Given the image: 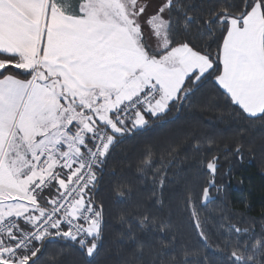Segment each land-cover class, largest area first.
I'll use <instances>...</instances> for the list:
<instances>
[{"label": "snow or ice", "instance_id": "obj_1", "mask_svg": "<svg viewBox=\"0 0 264 264\" xmlns=\"http://www.w3.org/2000/svg\"><path fill=\"white\" fill-rule=\"evenodd\" d=\"M198 98L264 128V0H0V264H59L58 244L82 264H187L156 247L167 232L172 248L197 237L214 264H264V210L210 208L232 171L212 137H191L170 192L178 228L153 211L177 183L176 145L137 162L150 203L116 217L131 185L103 194L116 149Z\"/></svg>", "mask_w": 264, "mask_h": 264}, {"label": "trees", "instance_id": "obj_2", "mask_svg": "<svg viewBox=\"0 0 264 264\" xmlns=\"http://www.w3.org/2000/svg\"><path fill=\"white\" fill-rule=\"evenodd\" d=\"M211 94H209L210 96ZM195 136L204 142L208 137L216 141L220 149L221 172H227L231 168V175L221 179L224 189L217 199L216 205L210 208H225L228 212L245 213L255 219H259L264 210V128L245 126L239 128L233 118L231 109L223 104L213 103L211 99L198 98L190 107L186 106L179 113L170 114L163 122L153 124L147 131L139 136L130 137L116 149V155L110 162L105 172L104 195L110 194V189L116 184L131 185V199L127 206L116 205L113 207V216L118 217L121 213L127 215L135 212L136 204L140 201L151 202L150 192L144 186L137 183L135 171L137 162L146 145H152L157 150V160L160 159V149L172 144L178 146L176 166L170 169V173H176L172 187L165 192L164 205L162 208L153 210L161 222H169L179 227L180 221L170 203V192L179 188L183 183L184 174L188 168V162L184 157L189 154L192 143L191 137ZM240 142L244 145V159L241 163L236 156L231 155L235 145ZM167 158V154H165ZM181 161H184L181 163ZM247 205H251L252 211H247ZM236 217H233L235 219ZM116 232L120 225L114 224ZM159 237L156 242L157 248H162L164 259L169 255H179L187 264H205L204 258H208V264H214L218 253L211 249H205L195 236L177 233L175 247H168L172 238V232L155 233ZM115 236V233H113ZM162 242V243H161ZM184 250L188 255H183ZM53 251L59 264H82L79 252L66 244L55 245Z\"/></svg>", "mask_w": 264, "mask_h": 264}]
</instances>
